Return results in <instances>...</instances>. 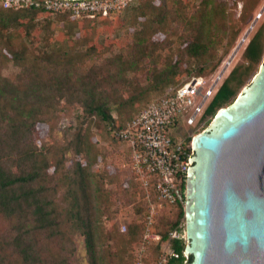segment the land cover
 Here are the masks:
<instances>
[{
	"label": "trees",
	"instance_id": "16d2710c",
	"mask_svg": "<svg viewBox=\"0 0 264 264\" xmlns=\"http://www.w3.org/2000/svg\"><path fill=\"white\" fill-rule=\"evenodd\" d=\"M239 1L241 13L234 20L230 10L236 0H140L124 10L125 21L134 27L129 50L101 65H88L101 54L81 33L90 28L96 34L95 22L107 18L76 19L66 13L52 18L40 10L0 7V70L12 65L19 71L15 80L0 75V264H71L76 236L83 239L87 264L123 263L127 249L139 244L143 226L131 222L124 235L115 233L113 193L107 188L111 168L100 167L96 133L122 143L111 132L153 99L186 78L214 73L263 2ZM263 58L264 23L248 39L242 63L221 81L198 126L206 128L235 101ZM145 71L146 87H141L133 76ZM61 114L74 120L56 140ZM41 127L48 141L38 138ZM166 207L167 215L155 226L159 240L148 247L144 264L151 263L150 248L155 259L165 243L179 255L166 264H189L185 243L169 238L184 221L183 208ZM103 220L109 221L107 230Z\"/></svg>",
	"mask_w": 264,
	"mask_h": 264
},
{
	"label": "water",
	"instance_id": "95a60500",
	"mask_svg": "<svg viewBox=\"0 0 264 264\" xmlns=\"http://www.w3.org/2000/svg\"><path fill=\"white\" fill-rule=\"evenodd\" d=\"M188 162L189 264H264V58L235 101L193 138Z\"/></svg>",
	"mask_w": 264,
	"mask_h": 264
},
{
	"label": "built area",
	"instance_id": "2783aa9c",
	"mask_svg": "<svg viewBox=\"0 0 264 264\" xmlns=\"http://www.w3.org/2000/svg\"><path fill=\"white\" fill-rule=\"evenodd\" d=\"M133 0H0V7L10 10L35 9L49 14L67 13L75 18L106 17L126 9ZM264 11V0L253 22ZM251 23V24H252ZM244 42V41H243ZM242 43V42H240ZM220 66L207 77H191L169 88L153 99L125 126L111 136L124 143L129 151L126 164L137 188L142 191L146 212L141 223L143 234L133 254L132 264H144L148 247L159 240L155 226L165 206L185 205V178L191 157L193 138L205 131L198 126L205 108L215 95L226 70ZM203 128V129H202ZM202 129L200 132L199 130ZM121 232L126 226L121 225ZM170 239L186 244L184 221ZM179 257L167 243L150 264H166L168 258ZM184 259H188L183 252Z\"/></svg>",
	"mask_w": 264,
	"mask_h": 264
},
{
	"label": "rangeland",
	"instance_id": "374dc122",
	"mask_svg": "<svg viewBox=\"0 0 264 264\" xmlns=\"http://www.w3.org/2000/svg\"><path fill=\"white\" fill-rule=\"evenodd\" d=\"M138 1L140 0H133L129 6L135 5ZM246 4L249 5L248 3ZM229 5L231 7L230 3ZM242 5L243 3L241 1L236 0L235 8L230 10L232 19L236 20L239 18ZM258 5L259 3H257V6ZM260 6L258 7V9L260 8ZM124 10L119 13L110 14L106 17L95 16L93 19L97 17L107 18V19L105 21L96 20V21H99V22H95L96 30H97L96 34L91 33L89 30L90 28L85 29L81 33L82 35L85 34V36L89 38V43L91 45L95 44L96 48H98V51L101 54V56H99L98 58L88 61V65H99V64L101 65L105 63V61L111 59L112 57L120 55L122 52L126 53L129 50V45L132 42V30L134 29V27H130V25H128V23L125 21ZM257 11L254 9L251 12L250 19L252 18L255 19V14L257 13ZM54 15L55 14H52L51 17L53 18ZM42 18H43V15H40L39 17H37V19H42ZM81 18H87V17H81ZM81 18H76V19H81ZM88 19H91V18H88ZM262 23H264V11L261 14L259 20L254 22L253 28L249 30V33L246 39L244 40V42L241 43L239 49L237 50L236 54L234 55L229 65L226 66L227 68L224 74L222 75V80L226 77V75L229 73L230 69L233 66L242 63L243 49L246 43L248 42V39L252 36L255 30ZM91 25L92 23L87 27H91ZM250 25L245 26V28L243 29V31L237 38L234 44V47L230 50L229 54L222 60V62L217 67L215 72L218 71L220 66L225 67V63L228 61L235 47L240 43L241 39H243ZM83 27H86V25H84ZM57 32L58 33H56L55 36H59V31L57 30ZM180 33H181V28L178 26L177 36ZM98 36L99 38L97 39ZM105 47H106V50H105ZM161 62H162V59L160 60L158 67H160ZM214 73L210 75H213ZM0 75L7 77L10 80H15L19 76V71L17 68L13 67L12 65H8L6 67H3L0 70ZM146 75H147V72L145 71L144 73H139L133 76V78L135 79V82H138L141 85V87H146V79H145ZM62 105H63V101L60 102V106ZM73 117L74 115H71L70 117H68L67 115L61 114V117L57 123L56 129L53 134L54 139L56 140L61 139L64 128L67 126V124H69V122H72L74 120V119H71ZM208 126L205 128V130L208 128ZM91 131L95 134L96 129L92 127ZM37 136L39 139H42V141H48V137L45 135V127L38 128ZM96 136H97L96 138L98 139L99 148L101 149V152H102V162L100 164V167L102 169V166L109 165L111 168V174H110L111 176L108 179L107 188L110 189L111 192L113 193L111 213H112V222L115 227V233L118 235H124L125 232L120 231L121 225H128L131 222H136V223L140 222L142 220V216L144 215L145 210L143 209L142 212L135 214V209L136 208L141 209V206L143 205H145V209H146V203L144 200L140 198L137 190L135 189V185L133 183V177L131 176L130 172L128 171L126 167V164L130 156L126 145L124 143L122 144V143L112 142L110 138L105 137L103 134H100V133H96ZM168 210L169 209L166 206L163 207L162 210L158 214L157 221L161 217L166 216L168 213ZM103 223H104L103 224L104 229L107 230L110 226L109 221L103 220ZM74 242H75V251L70 259V263L71 264H87V258H86L83 239L79 236H76L74 239ZM110 246L112 248H110ZM138 246L139 244L133 250L131 248L127 249L126 254L123 255L124 259H123L122 264H131V257L133 253H135V250L138 248ZM108 247L110 248L112 253H114L115 246L112 242H109ZM109 248H107V251L109 250ZM154 257H155L154 251L153 249L150 248L149 253H148V260H149L148 262L149 263L152 262L154 260ZM111 262L112 264H117L118 260L112 259Z\"/></svg>",
	"mask_w": 264,
	"mask_h": 264
},
{
	"label": "bare ground",
	"instance_id": "6f19581e",
	"mask_svg": "<svg viewBox=\"0 0 264 264\" xmlns=\"http://www.w3.org/2000/svg\"><path fill=\"white\" fill-rule=\"evenodd\" d=\"M241 41H242V39H241ZM241 41H240V42H241ZM225 65H226V63H225Z\"/></svg>",
	"mask_w": 264,
	"mask_h": 264
}]
</instances>
